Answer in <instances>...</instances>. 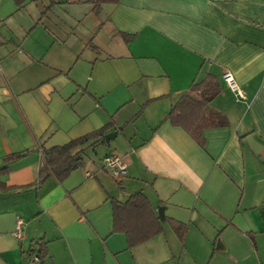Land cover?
<instances>
[{
  "label": "crops",
  "instance_id": "1",
  "mask_svg": "<svg viewBox=\"0 0 264 264\" xmlns=\"http://www.w3.org/2000/svg\"><path fill=\"white\" fill-rule=\"evenodd\" d=\"M209 75L220 92L208 106L228 124L199 143L168 114ZM102 128L82 167L39 182L42 148ZM112 153L126 164L118 178L102 164ZM4 166L0 264H28L39 243L43 264H264V0H118L98 12L89 0H0ZM135 193L161 232L130 247L112 201Z\"/></svg>",
  "mask_w": 264,
  "mask_h": 264
},
{
  "label": "trees",
  "instance_id": "2",
  "mask_svg": "<svg viewBox=\"0 0 264 264\" xmlns=\"http://www.w3.org/2000/svg\"><path fill=\"white\" fill-rule=\"evenodd\" d=\"M17 6L23 4V0H14ZM42 1V0H34ZM93 5V11L98 12L103 4L117 3L118 0H89ZM132 36L126 35L125 41ZM220 92L217 77L209 75L202 81L193 83L189 90L172 106L168 119L174 126L183 128L197 142L202 143L201 132L207 127L227 126V117L211 108L208 104ZM105 128L73 139L61 146L42 148V165L39 170V182L50 176L62 181L73 170L82 167V154L87 146L103 140ZM91 142V143H89ZM89 143V144H87ZM25 153H15L5 157V162H14ZM7 171V167L0 168V175ZM3 188V185L0 184ZM113 207V231L124 232L127 235L129 246L142 243L161 232L159 219L151 213L147 198L142 193H135L128 201L120 203L112 201ZM170 224L179 238H183L186 232L185 225L170 221ZM39 264H43L47 256L44 243H39L37 252Z\"/></svg>",
  "mask_w": 264,
  "mask_h": 264
},
{
  "label": "built area",
  "instance_id": "3",
  "mask_svg": "<svg viewBox=\"0 0 264 264\" xmlns=\"http://www.w3.org/2000/svg\"><path fill=\"white\" fill-rule=\"evenodd\" d=\"M224 81L233 89L236 91L241 97H243L242 92L238 88V86L234 83L233 78L230 73H225L223 75ZM103 167L109 170V172L114 176V177H120L126 173V164L123 160L122 157H120L117 154H109L106 155L103 160H102ZM22 226V221L20 219L17 220L16 222V231L17 234H20V229ZM28 264H39V257L37 254H31L27 258Z\"/></svg>",
  "mask_w": 264,
  "mask_h": 264
},
{
  "label": "water",
  "instance_id": "4",
  "mask_svg": "<svg viewBox=\"0 0 264 264\" xmlns=\"http://www.w3.org/2000/svg\"><path fill=\"white\" fill-rule=\"evenodd\" d=\"M115 132L111 133V134H107L105 135V140L109 141L111 139L112 136H115ZM246 142L248 143V145L250 146V148L254 151V152H259V149L262 147L254 138L252 135H249L246 139Z\"/></svg>",
  "mask_w": 264,
  "mask_h": 264
}]
</instances>
